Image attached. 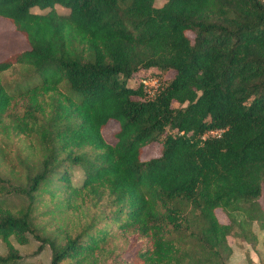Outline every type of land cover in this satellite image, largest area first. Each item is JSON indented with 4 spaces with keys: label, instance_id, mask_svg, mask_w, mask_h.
Returning <instances> with one entry per match:
<instances>
[{
    "label": "trees",
    "instance_id": "trees-1",
    "mask_svg": "<svg viewBox=\"0 0 264 264\" xmlns=\"http://www.w3.org/2000/svg\"><path fill=\"white\" fill-rule=\"evenodd\" d=\"M154 1L0 0V264H227L235 212L264 223V0Z\"/></svg>",
    "mask_w": 264,
    "mask_h": 264
},
{
    "label": "rangeland",
    "instance_id": "rangeland-1",
    "mask_svg": "<svg viewBox=\"0 0 264 264\" xmlns=\"http://www.w3.org/2000/svg\"><path fill=\"white\" fill-rule=\"evenodd\" d=\"M163 0H155L154 4L159 5ZM59 10L62 7L57 6ZM27 44L23 37L14 31L10 22L0 16V58L18 49L26 47ZM29 70L28 66L23 64L15 63L11 67L5 69L1 72V80L5 84H10L18 80L26 71ZM25 83V82H23ZM26 101L25 97L22 99L20 96L15 97L13 101V106L15 108L21 107L22 102ZM116 124L109 123L106 125L102 132L105 138L109 141L112 139V132L116 129ZM4 140H10V135H5V133H0V151L4 152L5 158L11 152L12 145L6 143ZM14 140L18 142V148H20L22 140H29L26 137H17ZM16 146V145H15ZM19 153L22 155L24 152ZM158 153V145L152 144L147 148L144 147L142 154L143 156H151ZM19 169H23L22 164L17 166ZM22 173V170H21ZM14 202H22L19 197H13ZM259 203L262 208H264V194L261 196ZM234 214V213H233ZM255 214V211L253 212ZM219 218L224 219L219 213ZM236 223L232 228V231L227 235V241L230 245L231 252L228 258L227 264H264V249L262 246V240L264 239V223L259 218L250 219L245 212H235ZM13 244L18 248L22 257L26 261H34L37 263L47 264L49 260V249L47 246H43L36 250V241L30 240L24 244ZM5 247L2 241H0V251H4Z\"/></svg>",
    "mask_w": 264,
    "mask_h": 264
},
{
    "label": "built area",
    "instance_id": "built-area-1",
    "mask_svg": "<svg viewBox=\"0 0 264 264\" xmlns=\"http://www.w3.org/2000/svg\"><path fill=\"white\" fill-rule=\"evenodd\" d=\"M141 84L143 86V88L147 91V92H151L157 85V79L152 77V78H142L141 79ZM219 130H212L211 134H216L218 135Z\"/></svg>",
    "mask_w": 264,
    "mask_h": 264
}]
</instances>
